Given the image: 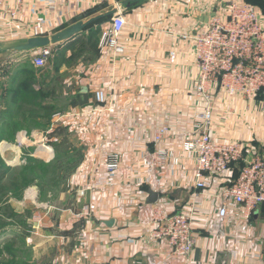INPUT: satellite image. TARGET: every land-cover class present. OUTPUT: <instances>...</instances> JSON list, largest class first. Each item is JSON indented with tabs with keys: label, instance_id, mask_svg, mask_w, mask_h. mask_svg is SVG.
Here are the masks:
<instances>
[{
	"label": "crops",
	"instance_id": "obj_1",
	"mask_svg": "<svg viewBox=\"0 0 264 264\" xmlns=\"http://www.w3.org/2000/svg\"><path fill=\"white\" fill-rule=\"evenodd\" d=\"M23 1L28 11L27 25L41 9L47 10L43 0ZM122 1L127 22L119 37L125 50L122 55L109 49L98 51L96 39L109 24L105 19L94 25L95 31L88 30L67 43L54 45L55 56L62 58L59 63L36 68L37 75L52 71L59 78L62 74L70 75V88L64 93L66 96L59 97L58 107L66 110L63 114L75 115L64 125H69V132L76 135L78 140L73 144L82 152V164L70 180L75 191L74 204L67 196L72 191L60 194V205L41 203L38 182L26 188L19 200L9 196L2 208L10 205L20 218L2 213L6 226L0 230V243L9 244L6 247L11 255H17L13 247L15 251L19 247L20 255H28L29 250L36 255L57 253L66 255L70 264H264V205L246 223L242 208L231 203L228 219L219 225L217 204L208 197L201 199L195 224L196 246L187 259L172 255L165 243L150 237L155 209L179 212L186 204L180 197L185 195L187 202L193 193L192 160L184 159L179 168L168 162L158 163L153 171L144 163L154 160L156 146L152 136L162 124H168L173 131L166 144L181 152L183 134L191 129L196 112L203 106L194 94L197 71L191 57V42L184 36L204 31L217 11L223 12L225 8H221L220 0ZM111 2L57 0L56 10L48 15L49 32L54 35L71 26L85 12L92 11L89 18L104 14ZM6 36L8 32L0 26L3 51L5 47L22 44ZM84 52L91 61L83 59ZM28 64L24 61L11 66V76L0 82V126L5 129L10 128L13 116L20 115L18 107L13 106L17 99L12 91L18 80L26 78ZM36 81V90L50 85L48 81ZM57 84H62L60 79ZM97 90L105 92V105L96 103ZM222 102L232 112L216 111L214 138L219 142L239 140L246 150L264 154V97L252 103L222 97ZM89 108L101 110L88 114ZM21 131L29 132L18 129L7 141L2 138L0 149L13 146ZM29 133L34 134L35 145L27 150L32 154L45 131ZM46 137V144L57 149L59 136L50 133ZM50 137H55L53 144ZM116 149L121 152L122 168L110 177L102 169V152ZM56 152L53 150L49 161L46 157L33 159L51 164ZM0 156L8 166H25L8 164L13 158L10 152L3 155L0 150ZM206 180L209 190L214 192L218 180ZM82 188L88 189L86 197L78 193ZM149 190L160 195L155 205L146 204ZM178 190L182 191L178 199L168 197ZM111 219L115 224L110 228L104 222Z\"/></svg>",
	"mask_w": 264,
	"mask_h": 264
},
{
	"label": "built area",
	"instance_id": "obj_2",
	"mask_svg": "<svg viewBox=\"0 0 264 264\" xmlns=\"http://www.w3.org/2000/svg\"><path fill=\"white\" fill-rule=\"evenodd\" d=\"M43 1L47 10L41 9L33 17L32 23L27 25L28 11L23 0H16L14 3L0 0V26L8 32L6 38L25 43L31 38L51 37L53 34L47 26L48 15L56 10L57 0ZM110 1L112 2L105 13H115L107 19L109 24L101 31L99 48L122 55L125 50L119 43V37L127 24L125 2ZM226 2L225 10H218L204 31L184 36L191 42V57L197 71L194 94L203 102V106L196 112L191 129L183 134L181 152L166 144V139L173 131L168 124H162L154 129L152 136V142L156 146L154 160L144 161L150 171L158 163L168 162L173 168L181 167L184 159H190L194 163V186L190 200L177 213L163 208L155 209L149 227L150 237L158 243H165L171 254L181 259H187L196 246L198 202L204 197L217 204L219 225H224V221L228 219L231 203L242 208L246 223L264 205V154L246 150L245 144L239 140L219 142L214 138L216 111L232 112L230 107H224L222 97L252 103L260 95L264 96V17L257 8L243 0ZM88 15L91 16V12H85L74 23L85 20ZM53 47L14 52L20 59L12 56L9 61L0 62V82L11 76V66L24 61H29L34 68H45L54 55ZM174 56L172 54V58ZM95 100L98 106L105 105V92L97 90ZM89 109L88 114L93 110H101ZM74 117L75 115L56 114L54 126L58 127ZM54 126L47 133L41 134V144L32 154L27 153V150L35 145L34 134L19 132L13 146L5 145L0 149L3 155L12 153L13 158L8 164L27 165L28 158L46 157L44 159L49 161L53 148L46 144V135L54 131ZM102 155L104 174L115 177L122 168L121 152L116 149L104 151ZM238 163L244 166L238 178L230 181L231 169ZM207 177L218 180V187L214 192L208 188ZM87 192V188H82L79 195L86 197Z\"/></svg>",
	"mask_w": 264,
	"mask_h": 264
},
{
	"label": "rangeland",
	"instance_id": "obj_3",
	"mask_svg": "<svg viewBox=\"0 0 264 264\" xmlns=\"http://www.w3.org/2000/svg\"><path fill=\"white\" fill-rule=\"evenodd\" d=\"M228 0H220L221 2V8H226ZM247 4L257 8L261 15L264 17V0H243ZM97 37V36H96ZM98 41V51L99 50V38L96 39ZM5 46L9 44L2 43ZM10 47V46H8ZM8 47H5V50L3 52H0V62L9 61L12 56L15 59H20V56H15L14 52H9L7 49ZM87 52H84L83 59L91 61V57L87 56ZM55 50L54 55L50 61V65H53V63H59L62 58H58L55 56ZM80 56V57H82ZM87 56V58H85ZM99 57V54H98ZM97 57V58H98ZM96 58V59H97ZM29 65V64H28ZM30 64L29 69L34 71L35 77H29L27 79V82L29 83L28 93L23 92L20 89V85L23 80H18V82L14 85L13 90H19L23 92L24 100H21L20 103L13 104L14 107H18L19 114L15 115L12 118V124H10V128L7 130L4 126L0 127V135L2 138H4L6 141L7 139H10L14 136L15 132L19 129H27L29 132L31 131H45L47 133L52 129V127L55 125V119L54 116L58 114H63L61 112H65L66 110H60L62 109V106L58 107V103H60V98L62 99L64 93H66L70 88L68 85V82L70 81V75L62 74L61 77H57V73L49 72V73H41L37 75V69L31 66ZM56 65V64H55ZM16 73V72H15ZM16 76H19L18 73H16ZM14 75V74H13ZM25 76V75H24ZM36 79L39 81H48L50 85L47 88H41L39 90L35 89V83L37 82ZM60 81L62 84H57ZM67 82V83H66ZM60 97V98H59ZM48 99H51L50 101ZM69 102V100L67 101ZM20 104V105H19ZM72 103L69 104L71 106ZM22 107V108H20ZM58 110V111H57ZM54 113V114H52ZM51 114V115H50ZM65 115V114H63ZM63 125V126H61ZM60 130L62 133L59 135V141L60 145L57 147V154L56 159L51 164H27L25 167L21 168L22 170H25L28 172L27 175L29 176H35L39 177L40 180V202L41 203H52L60 205L59 203L63 202L62 200H58V197L60 194L67 195L66 193L69 191L70 195H67L69 200L71 201V204H74V195L75 191L72 189V186L70 184V180L72 179V176L74 174L75 169H77L82 163L81 157L82 152L78 150V148L75 147V142L78 140L76 135H72V133L69 132L70 127L69 125L60 124L58 127L54 126V131ZM54 131L51 133L53 134ZM51 141V140H50ZM49 146H51L49 144ZM53 148V146H51ZM57 166V168H56ZM59 183V184H58ZM57 184L60 186H57ZM80 193V191L78 192ZM18 195L12 196L13 198H16L19 200V193ZM63 196V195H62ZM73 196V197H72ZM185 195L181 196L180 199H184ZM65 201V200H64ZM164 209V208H163ZM166 210V209H165ZM172 213V211H169ZM9 245L8 243H0V264H70L68 258L66 255H36V253L31 252L29 250L28 255H20V248L18 247L17 251H15L13 247V251L17 253V255H11V250L6 247Z\"/></svg>",
	"mask_w": 264,
	"mask_h": 264
},
{
	"label": "trees",
	"instance_id": "obj_4",
	"mask_svg": "<svg viewBox=\"0 0 264 264\" xmlns=\"http://www.w3.org/2000/svg\"><path fill=\"white\" fill-rule=\"evenodd\" d=\"M98 23H96L95 25H97ZM93 27L94 26L87 29L85 32H87L88 30H91V32L95 31L94 29L92 30ZM25 73H26V75H25L26 78L22 82V84L20 85V89L23 92L28 93V90H30V88H29V83L27 82V79H29L30 76L35 77V73L31 69H29L27 72L25 71ZM19 90H15V91L13 90L12 93H13V97L17 99V102L20 103L21 100H24V97H23V92L19 91ZM262 96L263 95H260L258 98H261ZM6 130H7V128H6ZM61 133H62V131L57 130V131H54V133L52 135H55V136L58 135L59 136ZM51 138L52 137H50V140L53 144L52 140L55 137H53L52 139ZM1 141H2V136L0 135V142ZM28 163L29 164L33 163V165H34V164H41L42 162H39L38 160L33 159V158H28ZM243 166H244L243 164L238 163L232 167L231 176L229 178L230 181H235L238 178L239 173L241 172ZM21 168H23V167H11V166L6 165L0 156V230L4 229V227L6 226V221H4L3 217H1L2 213L7 215V217H9V218H13V219H19L20 218V216L17 213H15L13 209H11L10 205H8L6 207V209L2 208L3 203L8 201L9 196L18 195L17 193H19V195H21L26 188L34 185L36 182H38V185L40 187L39 182L41 179L39 177L27 175L28 172L26 171V169L22 170ZM56 168H57V166H56ZM58 184H57V186H59ZM9 193L11 195H9ZM181 193H182L181 190L172 191L168 194V197H170L172 199H178V197H180V195H182ZM186 199H187V197L185 196L184 199H179V200H181V201L184 200L185 203H187L189 200L186 202ZM173 213H177V212L175 211Z\"/></svg>",
	"mask_w": 264,
	"mask_h": 264
},
{
	"label": "water",
	"instance_id": "obj_5",
	"mask_svg": "<svg viewBox=\"0 0 264 264\" xmlns=\"http://www.w3.org/2000/svg\"><path fill=\"white\" fill-rule=\"evenodd\" d=\"M135 2H138V1L135 0ZM114 13L115 11H109L107 13L91 17L87 19L86 21L81 20L61 30L60 32L52 35L51 37L47 36V37L31 38V39H28L25 43H22L18 46L7 49V51L9 52H31V51H35L41 48L50 47V46H54V45H58L62 43H67L71 41L72 39L83 34L87 29L91 28L96 23L110 18L111 16H113ZM2 51L3 49L0 47V52ZM148 195L149 197L146 201L147 205H155L158 203L160 199V195L158 192L154 190H149ZM104 224L107 227L111 228L114 226L115 220L111 219L109 221H105Z\"/></svg>",
	"mask_w": 264,
	"mask_h": 264
}]
</instances>
